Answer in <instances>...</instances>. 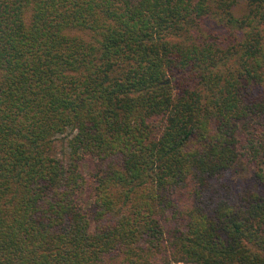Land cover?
I'll return each mask as SVG.
<instances>
[{"label": "trees", "instance_id": "trees-1", "mask_svg": "<svg viewBox=\"0 0 264 264\" xmlns=\"http://www.w3.org/2000/svg\"><path fill=\"white\" fill-rule=\"evenodd\" d=\"M172 263L264 264V0H0V264Z\"/></svg>", "mask_w": 264, "mask_h": 264}, {"label": "rangeland", "instance_id": "rangeland-1", "mask_svg": "<svg viewBox=\"0 0 264 264\" xmlns=\"http://www.w3.org/2000/svg\"><path fill=\"white\" fill-rule=\"evenodd\" d=\"M241 4H242V2L238 6L237 11L241 8ZM207 24H208V27H210V24L209 23H207ZM56 151L58 152V154L63 156L62 150H61L59 144L56 145ZM229 181H231L232 184L234 185V187H236V188H242L245 186H249L252 183L251 173L248 170L235 171V172L230 174Z\"/></svg>", "mask_w": 264, "mask_h": 264}, {"label": "built area", "instance_id": "built-area-1", "mask_svg": "<svg viewBox=\"0 0 264 264\" xmlns=\"http://www.w3.org/2000/svg\"><path fill=\"white\" fill-rule=\"evenodd\" d=\"M172 264H180V263H172Z\"/></svg>", "mask_w": 264, "mask_h": 264}]
</instances>
